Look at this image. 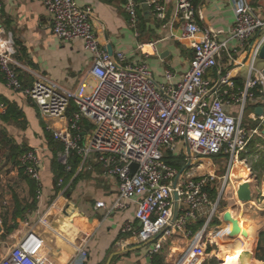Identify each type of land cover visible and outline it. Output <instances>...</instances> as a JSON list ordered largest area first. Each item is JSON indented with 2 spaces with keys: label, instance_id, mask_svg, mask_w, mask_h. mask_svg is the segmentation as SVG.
Masks as SVG:
<instances>
[{
  "label": "built area",
  "instance_id": "obj_1",
  "mask_svg": "<svg viewBox=\"0 0 264 264\" xmlns=\"http://www.w3.org/2000/svg\"><path fill=\"white\" fill-rule=\"evenodd\" d=\"M39 1L49 16L53 35L60 41L79 39L90 52L89 74L95 80L94 88L86 92L87 85L82 82L76 89L67 90L44 77L24 87L14 59L13 40L1 32L0 77L9 89L22 90L41 117L68 119L65 129L46 125L61 145L57 156L65 171H71L72 155L83 162L94 155L104 174L117 180V197L109 205L96 201L95 208L109 214L134 205V220L124 221L123 236L135 244L158 238L148 252L152 256L160 250L162 238L180 233L188 242L172 264H203L211 244L209 224L227 187L236 194L240 184L231 180V171L238 162L247 166L242 153L254 136H264V69L255 67L264 45V3L254 6L249 0H237L234 23L224 30L202 28L194 0H173L172 21L178 23L179 32L172 36L192 50V58L181 79L166 84L157 82L143 62L123 64L122 52L109 54L93 28L89 8L75 0ZM144 2L156 19H165L167 8L162 0ZM138 5L136 0L124 3L132 28L138 26ZM230 39L248 51L250 72L241 87L235 86L227 73L220 75L214 88L207 74L217 69L223 54L231 58L227 47ZM145 46L154 47V42H139L137 46L148 55ZM165 76L170 79L172 72L166 70ZM235 104L237 108L231 111ZM257 108L262 109L261 115L255 113ZM4 110L0 105V114ZM181 142L179 155L184 162L178 168L165 158L168 154L176 157ZM213 157L225 161V173L220 178L214 172H194L203 166V160ZM39 163L35 149L24 150L17 160L23 174L37 182ZM62 182L59 178L57 184ZM174 191L178 196L175 220ZM203 205L209 207L205 224L192 231L190 225ZM222 224L215 225V231L220 233ZM42 245L38 233L28 229L0 264H43L38 259ZM87 255L85 247H78L65 264H87Z\"/></svg>",
  "mask_w": 264,
  "mask_h": 264
},
{
  "label": "crops",
  "instance_id": "obj_2",
  "mask_svg": "<svg viewBox=\"0 0 264 264\" xmlns=\"http://www.w3.org/2000/svg\"><path fill=\"white\" fill-rule=\"evenodd\" d=\"M162 1L167 9L165 19L160 21L144 0H136L139 4L138 26L132 28L128 25L125 0H75L77 5L89 8L93 28L107 51L122 52L123 64L143 62L159 83L176 84L189 67L192 50L172 36L179 32L178 23L172 21L174 1ZM1 2L0 32L13 40L14 59L19 64L18 75L24 87L30 86L38 77H44L67 90L76 89L82 82L87 85L86 92L94 88L95 80L89 74L92 65L90 52L79 39L60 41L53 35L49 16L39 0ZM249 2L256 6L264 3V0ZM194 4L202 28L227 30L234 23L237 0H194ZM139 42H154V47L145 46L149 54L143 55L137 47ZM237 45L236 40L230 39L227 47L231 58L223 54L217 69L208 72L212 87L217 86L220 75L227 73L237 87H241L247 79L250 56L246 49ZM255 67L264 69V59L259 57ZM166 70L172 72L170 79L165 76ZM0 97L15 103L23 114L17 119L0 121V217L10 215L17 207L22 210L21 218H17V228L6 237L8 242L0 239V259L26 230L33 229L43 239L38 257L43 264H65L78 247L87 249V264H153L154 255H159L164 264L176 261L188 242L180 233L162 238L160 250L150 256L148 252L158 238L135 244L131 238L121 234L124 221L134 220V205L109 214L102 208H95L96 201L109 205L118 195L117 180L104 174L96 156L91 155L83 162L72 155L69 161L71 171L64 170L57 156L60 143L54 140L46 125L56 130L65 129L68 119L41 117L37 107L26 99L23 91L9 89L1 77ZM236 106L229 109L235 111ZM7 141L24 149L36 150L40 159L38 182L23 174L17 166L21 152L14 159L9 146L4 144ZM213 158L203 160V166L194 172L225 171V161L217 167L212 162ZM248 170L250 172L249 167ZM248 177L251 201L242 205L237 203L241 209L235 213L231 206L222 205L227 195L234 199L230 187H227L224 199L207 229V236L211 240L207 246V258L225 255L223 260H218L220 264H231V241H236L239 234L223 235L234 222L224 218L229 210L233 218L243 215L260 228L250 246L243 250L251 251V264H264V175L250 174ZM59 178L63 179L61 186L57 184ZM211 195L214 196V192ZM208 211V206H201L197 219L190 225L192 231L205 224ZM218 224L223 225L220 233L215 231ZM0 226L3 231L1 220ZM240 234L246 235L245 231ZM223 242L227 246H223ZM222 246L229 253L221 252Z\"/></svg>",
  "mask_w": 264,
  "mask_h": 264
},
{
  "label": "bare ground",
  "instance_id": "obj_3",
  "mask_svg": "<svg viewBox=\"0 0 264 264\" xmlns=\"http://www.w3.org/2000/svg\"><path fill=\"white\" fill-rule=\"evenodd\" d=\"M248 176H250L248 167L241 162H238L231 171V180H233L234 182H238L241 184L244 182L249 183ZM232 197L236 201H238L236 203H238L239 205H242V202L239 200V197L237 194L232 193ZM263 206H264V204H263ZM231 213H232L231 210L227 211V213H226L227 219L226 220H230V221H232V222L234 221V222L232 223L231 226H229L225 229V231L223 232V235L224 234L229 235L230 233H231V235H235V234L239 233L237 235L236 241H231L232 244H231L230 250L232 251V254H231L229 262L231 264H240L239 257L237 260V255L241 252V250H243V248H246V247L248 248L250 246L251 242L256 238L257 232L259 231L260 228L258 227V225L254 224L252 220L244 218L243 215L239 216L238 218H233L231 216ZM244 231L246 233L245 236L240 234V233L244 234ZM228 242L229 241H227V243ZM227 243L223 242V246L224 245L227 246ZM224 250H225V248L223 247L221 249V252H223V253L228 252V251H224ZM231 251H230V253H231ZM223 257H225V255ZM246 264H251V262H248Z\"/></svg>",
  "mask_w": 264,
  "mask_h": 264
},
{
  "label": "trees",
  "instance_id": "obj_4",
  "mask_svg": "<svg viewBox=\"0 0 264 264\" xmlns=\"http://www.w3.org/2000/svg\"><path fill=\"white\" fill-rule=\"evenodd\" d=\"M0 105H3L5 107L4 112L0 114L1 122H5L9 118L17 119L18 117L23 116V114L20 111H18L17 105L15 103L9 102L4 97H0ZM0 139H2L1 135H0ZM4 144H7L9 146L10 153L12 154V157H14V159L16 158L17 154H19L20 152L22 153L24 150L27 149V148L24 149V147H19L17 145H14L11 141H7ZM59 147L61 148V145ZM252 147H253V141L252 142L250 141V143L247 146V151L242 153L241 158L245 159V156L247 154L249 155ZM165 161L173 166L180 168L183 166L184 159L182 155H176V157H172V155L168 154L165 158ZM21 213L22 210L20 209V207H17L16 210H13V212L10 215L8 214L1 215L0 220L3 227V231L0 234V239L8 237V235L17 228V224L19 223L17 221V218L19 217L21 218ZM152 262L153 264H164L163 259L159 255H154Z\"/></svg>",
  "mask_w": 264,
  "mask_h": 264
},
{
  "label": "rangeland",
  "instance_id": "obj_5",
  "mask_svg": "<svg viewBox=\"0 0 264 264\" xmlns=\"http://www.w3.org/2000/svg\"><path fill=\"white\" fill-rule=\"evenodd\" d=\"M90 84L93 85V83H90ZM252 141H253V147H252L249 155L247 154L245 156V159L247 161V165L250 168L249 175L254 173V175L259 174V175H262L263 176L264 175V136L263 137L254 136L252 138L251 142ZM183 144H184L183 142H181L179 144V146H178L179 149L176 151V155H179L180 154ZM223 161H224V159L222 157H216V158H213L212 159V162H214L217 167ZM207 163L210 164L209 161ZM220 170H222V169H220ZM220 170H217V171L214 172L215 175L218 176V178H220L225 173V171H223V170L220 171ZM248 180H249V177H248ZM225 199L226 200H224L222 202V205H224V206H227V205L231 206V208L234 209V212L235 213H237V211H238L239 208L241 209V207H239L237 205V203L235 205V203H234L235 200H232L229 195H227V197H225ZM4 242H8V240L6 238H4ZM217 255H218L217 258H206V260L207 259L208 260H207L206 263L205 262L204 263L205 264H220L218 260H223V257L219 256V254H217Z\"/></svg>",
  "mask_w": 264,
  "mask_h": 264
},
{
  "label": "water",
  "instance_id": "obj_6",
  "mask_svg": "<svg viewBox=\"0 0 264 264\" xmlns=\"http://www.w3.org/2000/svg\"><path fill=\"white\" fill-rule=\"evenodd\" d=\"M108 53L109 54H112V50L111 49H108ZM259 57L261 59H264V45L260 49ZM255 113L257 115H261L262 114V109L261 108H257L255 110ZM263 133H264V131H263ZM173 194H174V200H175V206H174V212H173V220H175L176 217H177V215H178V205H177L178 196H177L176 191H174ZM236 194L238 195L239 200L242 203H246V202L251 201L252 195H251V192H250L249 183H247V182H244L242 184L240 183L239 186H238V189H237V193ZM224 218H225V220L227 219L226 213L224 215ZM1 231H2V229H1V226H0V232ZM251 257H252L251 251H248V250L242 251L240 253V255H239V262H240V264H246V263L250 262Z\"/></svg>",
  "mask_w": 264,
  "mask_h": 264
}]
</instances>
